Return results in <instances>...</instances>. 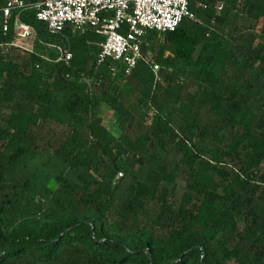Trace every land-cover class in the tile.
<instances>
[{
  "label": "trees",
  "instance_id": "trees-1",
  "mask_svg": "<svg viewBox=\"0 0 264 264\" xmlns=\"http://www.w3.org/2000/svg\"><path fill=\"white\" fill-rule=\"evenodd\" d=\"M190 10L146 37L162 82L32 8L11 46L0 10V264H264V0Z\"/></svg>",
  "mask_w": 264,
  "mask_h": 264
},
{
  "label": "built area",
  "instance_id": "built-area-1",
  "mask_svg": "<svg viewBox=\"0 0 264 264\" xmlns=\"http://www.w3.org/2000/svg\"><path fill=\"white\" fill-rule=\"evenodd\" d=\"M223 4H218L221 10ZM36 9L37 18L47 24L51 34L58 35L70 26L84 33L94 30L104 37L98 55V63L108 60L123 63L127 75H131L140 61L149 64L156 73V81L162 82L160 66L151 52L144 51L148 33L175 31L184 19H196L190 10V0H43L30 3L25 0H6L0 9L3 13L4 31L14 18L17 39L10 44L25 52H33L36 39L34 27L21 20L22 11ZM59 51L57 61L68 63L73 53L63 46L50 45Z\"/></svg>",
  "mask_w": 264,
  "mask_h": 264
},
{
  "label": "rangeland",
  "instance_id": "rangeland-1",
  "mask_svg": "<svg viewBox=\"0 0 264 264\" xmlns=\"http://www.w3.org/2000/svg\"><path fill=\"white\" fill-rule=\"evenodd\" d=\"M260 29H261V26H260ZM102 116H103V123L105 124V126L111 128L112 131L115 134H117L118 130L114 124V114L112 110L108 107H105Z\"/></svg>",
  "mask_w": 264,
  "mask_h": 264
}]
</instances>
